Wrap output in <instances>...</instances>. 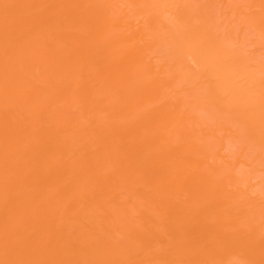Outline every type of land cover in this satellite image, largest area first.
I'll return each instance as SVG.
<instances>
[{"label":"bare ground","instance_id":"obj_1","mask_svg":"<svg viewBox=\"0 0 264 264\" xmlns=\"http://www.w3.org/2000/svg\"><path fill=\"white\" fill-rule=\"evenodd\" d=\"M0 264H264V0H0Z\"/></svg>","mask_w":264,"mask_h":264}]
</instances>
